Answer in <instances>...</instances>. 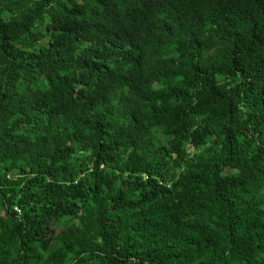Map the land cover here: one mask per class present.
<instances>
[{
  "label": "trees",
  "instance_id": "1",
  "mask_svg": "<svg viewBox=\"0 0 264 264\" xmlns=\"http://www.w3.org/2000/svg\"><path fill=\"white\" fill-rule=\"evenodd\" d=\"M0 264H264V0H0Z\"/></svg>",
  "mask_w": 264,
  "mask_h": 264
},
{
  "label": "built area",
  "instance_id": "2",
  "mask_svg": "<svg viewBox=\"0 0 264 264\" xmlns=\"http://www.w3.org/2000/svg\"><path fill=\"white\" fill-rule=\"evenodd\" d=\"M13 212L16 213L17 215H19V214H20V209H19V207H18V206H14V207H13Z\"/></svg>",
  "mask_w": 264,
  "mask_h": 264
}]
</instances>
